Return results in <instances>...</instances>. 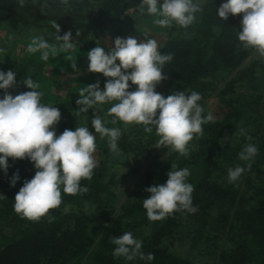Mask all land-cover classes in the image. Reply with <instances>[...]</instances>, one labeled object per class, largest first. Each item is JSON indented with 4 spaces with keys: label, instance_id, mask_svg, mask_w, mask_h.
Listing matches in <instances>:
<instances>
[{
    "label": "trees",
    "instance_id": "16d2710c",
    "mask_svg": "<svg viewBox=\"0 0 264 264\" xmlns=\"http://www.w3.org/2000/svg\"><path fill=\"white\" fill-rule=\"evenodd\" d=\"M221 2L205 0L203 10L187 27L173 23L158 30L162 37L150 34L159 51L173 54L163 66L167 78L155 90L164 96L197 91L202 115L214 117L202 125L203 134L189 142L188 156L170 145L156 146L159 136L154 127L146 132L140 124L126 125L118 119L113 124V116L107 113L111 104L100 105L96 114L106 126L121 130L119 155L109 151L107 137L95 134L97 166L90 180L80 181L87 191L62 192L61 204L38 221L23 218L13 209L16 192L35 168L27 158L9 157L7 173L0 170V264H264V58L244 48L237 38L242 13L229 14L224 20L217 16ZM138 8L139 0H26L23 7L17 0H0V26L32 28L57 46L56 55L50 54L46 61L37 51L26 64H17L18 70L13 67L22 75L20 80L30 76L37 82L42 97L60 110L57 134L79 126L91 131L94 113L91 108L77 112V84L69 81L59 89L63 83L54 79L76 74L73 61L79 70H86V52L100 41L97 33L114 23L142 21L146 13ZM55 23L59 35L71 31L70 55L58 47ZM41 63L47 64L48 74H42ZM88 76L89 83L99 80L103 89L107 79L103 74L90 72ZM27 90L22 81L8 89L13 95ZM209 98L214 101L210 110L206 108ZM249 143L258 148L250 167L236 181L228 182L229 168L248 163L238 153ZM119 162L125 164L121 176L113 167ZM171 165L189 170L187 181L193 186L197 211H174L163 219L149 220L142 206L148 195L145 189L164 183ZM17 170L20 179L10 186L9 179ZM123 232L139 238L141 251L152 253L154 259L114 257L110 237Z\"/></svg>",
    "mask_w": 264,
    "mask_h": 264
},
{
    "label": "clouds",
    "instance_id": "9594fccd",
    "mask_svg": "<svg viewBox=\"0 0 264 264\" xmlns=\"http://www.w3.org/2000/svg\"><path fill=\"white\" fill-rule=\"evenodd\" d=\"M17 3L23 7L26 0H17ZM204 3L205 0H139L138 11L153 16V23L161 27L173 23L187 27L195 21V14L203 10ZM216 13L222 20L229 14L242 13L237 38L244 48H252L264 58V0H222ZM54 27L57 32L55 39L60 42L59 49L70 55L74 47L71 31L59 35V26L55 23ZM142 34L144 39L139 42L134 36H116L111 47L97 43L87 51V70L107 78L103 89L100 81L96 80L77 92V112L93 110L91 131L87 126H79L65 128L57 134L60 110L42 102L43 93L38 90V83L30 76L25 77L22 83L30 90L13 95L8 89L18 86L16 72L0 69V90H3L0 96V170L7 173L9 157L13 160L27 158L35 168L34 175L24 180L14 196L13 209L21 217L38 221L49 209L61 204L62 192L76 195L87 191L80 181L90 180L97 166L93 156L95 134L100 138L107 137L109 151L119 155L121 130L106 126V121L96 114L100 105L111 104L107 113L113 116V124L117 119L126 125L140 124L146 132H151L154 127L159 136L156 146L170 145L173 151L185 157L189 154V142L194 135H202V125L214 120L211 113L202 115L199 92L173 91L164 96L155 90L156 85L167 78L163 66L172 60L173 54L159 51L157 41L147 31ZM26 51H39L41 60L46 61L50 54L56 55L57 46L42 36H34ZM71 68L79 70L75 61L71 62ZM129 82L136 85L134 90H129ZM257 152V146L251 143L242 148L238 157L248 163L244 167L229 168L228 182L236 181L250 167ZM189 175L187 168L176 169L171 165L164 183L145 189L148 195L142 206L149 220L163 219L174 211H197L192 203L193 186L187 181ZM19 179L18 170L14 171L9 179L10 186ZM110 239L115 245L112 250L114 257L122 256L129 261L137 257L146 261L154 259L152 253L141 251L142 241L130 232Z\"/></svg>",
    "mask_w": 264,
    "mask_h": 264
},
{
    "label": "rangeland",
    "instance_id": "374dc122",
    "mask_svg": "<svg viewBox=\"0 0 264 264\" xmlns=\"http://www.w3.org/2000/svg\"><path fill=\"white\" fill-rule=\"evenodd\" d=\"M129 10L132 11V9ZM153 19H154L153 16L146 14L143 17L142 21L136 23H132V21L131 23H129V20L128 21L126 20L124 24H120V25L114 23L113 25L108 26L104 31L97 33L95 38H98L100 41L95 43L96 44L100 43L102 45V43L105 42V44L102 46L111 47L113 44V40L116 36H120V37L134 36L137 38V41L139 42L140 40L144 39L142 33H144L145 31H147L149 34L151 33L154 34L158 38L162 37L161 34L158 32V30H165L166 27H161L159 25L154 24ZM129 24L133 26L132 30L134 33L132 32ZM11 29H12L11 26L10 29L8 26H0V69L3 70L11 69L15 71V69L18 70L16 68L17 64L20 63V66H22L25 61L30 60L32 58L31 56L33 54L34 56H36L35 53H28L26 51V46L28 43L31 42L32 37L40 36V35L36 32V30L32 28L28 30L24 27L18 26L12 30ZM92 39L96 40L94 38ZM254 53H256V51H254ZM29 66L31 69H33L35 68L36 64L34 65L31 64ZM13 67L15 69H13ZM42 69L44 70L42 71V74L44 75L48 74L49 71L47 70L48 69L47 64H43ZM89 74L90 71H88L87 69L82 71L79 70L76 71V74L74 72L73 74L67 73L60 76H56L57 79L54 80H60L63 83L61 86H59V89L63 88V86L66 85V83L69 81H73L75 84L79 86L80 89L81 87H84L86 86V84L89 83V78H88ZM16 77L19 81H22L20 80L21 79L20 77H22V75L19 74L18 72H16ZM53 78L54 76L51 77V80H53ZM210 99L212 98L207 99L208 104H206V108L209 110L212 107V103H214V101ZM210 101H212V103ZM42 102L51 105V103L48 100H46V98L43 97H42ZM113 167L115 171L122 173V171L125 169V164H123V162H119V163H115ZM121 173L119 174L120 176Z\"/></svg>",
    "mask_w": 264,
    "mask_h": 264
}]
</instances>
